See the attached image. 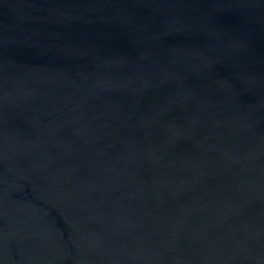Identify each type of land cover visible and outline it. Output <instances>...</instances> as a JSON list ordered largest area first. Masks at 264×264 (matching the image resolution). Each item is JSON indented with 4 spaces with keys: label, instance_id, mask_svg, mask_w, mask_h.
<instances>
[{
    "label": "water",
    "instance_id": "1",
    "mask_svg": "<svg viewBox=\"0 0 264 264\" xmlns=\"http://www.w3.org/2000/svg\"><path fill=\"white\" fill-rule=\"evenodd\" d=\"M0 264H264V0H0Z\"/></svg>",
    "mask_w": 264,
    "mask_h": 264
}]
</instances>
